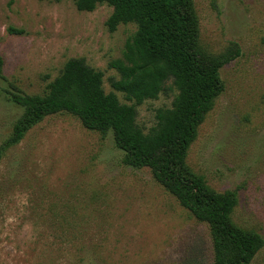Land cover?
Instances as JSON below:
<instances>
[{"label": "rangeland", "instance_id": "374dc122", "mask_svg": "<svg viewBox=\"0 0 264 264\" xmlns=\"http://www.w3.org/2000/svg\"><path fill=\"white\" fill-rule=\"evenodd\" d=\"M199 44L240 54L219 69L221 93L197 128L186 163L215 191L235 190L233 223L264 239V0H192ZM111 6L79 11L73 0H0V146L21 109L16 88L42 93L72 57L102 72L122 59L133 23L109 31ZM15 87V88H14ZM168 81L155 99L136 106L147 131L155 111L170 107ZM111 131L102 135L66 112L43 117L0 158V264H75L71 243L91 241L96 264H212L205 222L159 185L147 167L123 163ZM249 264H264V243Z\"/></svg>", "mask_w": 264, "mask_h": 264}, {"label": "trees", "instance_id": "16d2710c", "mask_svg": "<svg viewBox=\"0 0 264 264\" xmlns=\"http://www.w3.org/2000/svg\"><path fill=\"white\" fill-rule=\"evenodd\" d=\"M58 1V0H55ZM79 11H92L105 3L112 10L106 20L109 31L133 23L135 33L124 45L122 59L111 61L118 78L110 86L132 101L121 103L115 92H105L102 72L82 57L67 59L42 93L16 88L10 100L21 113L13 122L2 151L18 143L43 117L66 112L83 127L105 135L111 131L122 161L131 167H147L154 180L197 220L205 222L211 238L212 264H249L264 239L252 229L235 225L231 213L237 203L235 190L215 191L203 176L186 163L187 150L197 128L221 93L219 69L240 54L230 43L213 54L199 44L198 19L192 0H73ZM3 59L0 56V77ZM170 81L176 89L170 107L155 111L156 122L147 131L137 123L136 106L155 99ZM15 88V87H14ZM71 243L75 264H96L91 241Z\"/></svg>", "mask_w": 264, "mask_h": 264}]
</instances>
